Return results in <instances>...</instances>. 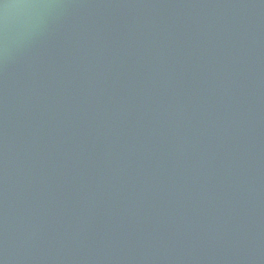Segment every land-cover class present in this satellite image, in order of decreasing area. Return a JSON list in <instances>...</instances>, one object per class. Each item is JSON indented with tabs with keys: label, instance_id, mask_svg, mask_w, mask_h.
<instances>
[{
	"label": "water",
	"instance_id": "water-1",
	"mask_svg": "<svg viewBox=\"0 0 264 264\" xmlns=\"http://www.w3.org/2000/svg\"><path fill=\"white\" fill-rule=\"evenodd\" d=\"M66 2L7 69L8 264H264V0Z\"/></svg>",
	"mask_w": 264,
	"mask_h": 264
},
{
	"label": "clouds",
	"instance_id": "clouds-1",
	"mask_svg": "<svg viewBox=\"0 0 264 264\" xmlns=\"http://www.w3.org/2000/svg\"><path fill=\"white\" fill-rule=\"evenodd\" d=\"M66 0H0V108L6 112L8 105L7 69L16 58L27 52L46 33L57 14L64 9L86 7ZM25 83V103L39 95L41 84L33 65H29ZM6 246L0 247V264H8Z\"/></svg>",
	"mask_w": 264,
	"mask_h": 264
}]
</instances>
